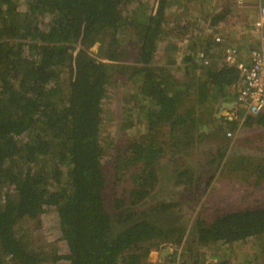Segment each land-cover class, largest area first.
Segmentation results:
<instances>
[{"label":"trees","instance_id":"trees-1","mask_svg":"<svg viewBox=\"0 0 264 264\" xmlns=\"http://www.w3.org/2000/svg\"><path fill=\"white\" fill-rule=\"evenodd\" d=\"M183 1L0 0V264H171L148 261L151 248L166 245L182 247L184 264L205 256L232 264L233 248L261 245L262 256L264 114L244 121L261 134L250 138V154L228 156L222 137L239 121L214 111L231 101L239 72L218 66L220 56L210 53L212 65L187 55L184 76L175 75L176 46L166 65L158 62L161 38L178 39L167 22ZM229 7L207 14L210 24L226 21ZM173 20L179 28V17ZM128 40L132 54L122 47ZM130 88L140 101L138 122L137 107L126 112L120 95L112 97ZM109 96L118 104L115 139L102 138ZM136 126L129 140L126 131ZM208 140L214 153L191 166V155H183ZM221 170L227 179L241 177L236 186L255 202L225 206L224 184L222 206L215 205L206 188Z\"/></svg>","mask_w":264,"mask_h":264},{"label":"rangeland","instance_id":"rangeland-1","mask_svg":"<svg viewBox=\"0 0 264 264\" xmlns=\"http://www.w3.org/2000/svg\"><path fill=\"white\" fill-rule=\"evenodd\" d=\"M188 2H189L188 0H185L183 2L175 3L170 10L171 20H169L167 22V23H173V25H172L173 28H171L169 25H167V26L169 27V29H172L174 33H178V36H179V38L176 40L178 50L176 49L175 53H174V56L176 58H178L177 62L175 63L176 66H174V67L178 68L175 71V73H176L175 75H178V76H184V74H185L184 73L185 72L184 71V64L186 62L185 56L190 55V56H192V60H195L194 51H197V50L201 49L203 46L208 45V41L211 40V37H210L209 38L210 40L208 39L207 43L205 45H201L203 43L202 41H204V40H201V38H196L195 36H192L193 33L196 32V31H194L196 27L194 26V23L191 25L192 22L188 21V19H187L188 15H189L188 12H187V16H186V8H187L186 6L188 5ZM220 2H221V0H208V2H205V5H206L205 8L207 9L209 7L210 11L212 13V11L214 9L218 10L217 5L221 4ZM225 6H229V5L226 4ZM233 7L234 8H233L232 12H230L227 16V19H226L227 21L225 23L229 26V28H231L232 32L237 33V32H240V30H241V31H244L245 33H248L249 32V29H248L249 17H255L257 9L255 7L253 8L252 5H249L246 8L240 9V10L237 9V7H235V6H233ZM183 10H185V11H183ZM177 13L180 14L178 16L179 17L178 23L181 24L179 28H176L177 25L173 21V18L175 16H177ZM238 17L242 18V21H241L242 23L238 22V20H237ZM198 20H200V19H198ZM243 25L245 26L244 29L242 28ZM181 26L184 28H182ZM205 29L210 30L209 27L205 28ZM203 31H205V30H203ZM207 33H208V31H207ZM207 33L205 34V36L207 35ZM169 37L170 36L162 38V40L165 41L164 44H166V42H168V41H166V38H169ZM233 37L239 38V40L237 39L238 43L232 42L231 39H230V41L234 45L240 46L241 36L239 35V33L237 36L235 34ZM249 37H252V36H249ZM242 41H243V38H242ZM122 45H123L122 47L126 50V52L128 54H132L135 51V46L133 45V42H131L130 40H128L126 43L123 42ZM163 45L162 44L158 45V48L156 50V58L159 59L158 62L160 64L166 65V55L165 54H168V52L164 53V50H162ZM243 46L246 47L245 44ZM209 47L213 49V46L209 45ZM98 48H99V46H97V51H98ZM95 49H94V47H92L91 52L94 55H97L98 52L94 51ZM101 57L102 56H100V59H102ZM102 60L107 61L106 58H103ZM128 61L129 60H127V62ZM197 75H198V77L196 76L197 87L199 85L201 87V83L203 81H205V76L203 73H198ZM200 75H202V76H200ZM132 84H134V81L131 83V85ZM134 86H136V83L134 84ZM139 86L140 85H138V87ZM117 95H120V97H121L120 103L123 99L122 108L124 111L128 112L132 109H135L136 107L138 108L139 99H138L137 93H135L134 89L130 88V90H123L121 92L117 91V93H114V96H112V97L115 99ZM113 98H111L110 96L107 97L106 100L104 101L103 106H102V108H103L102 118H103L105 124H107L106 133H104L102 135V138H111L112 137L113 139H115L118 136V131H116V125H118L116 117L119 114V112L117 110L118 104L113 103ZM196 106H198V105H196ZM137 110H138V115H137V122H138L143 117H142V114H141L139 108ZM137 127L138 126L134 127V129H130V130L126 131V134H127V137L129 140L138 136V134L136 133ZM238 129H239V131H238ZM230 133H231V136H228L226 134L225 136L222 137V143L226 144V145L229 144V149L226 152V154H228V156L239 155L241 153H243L245 155L250 154V153H247L250 150V138L252 136H257L256 137L257 140L260 141V139H261V134H258V129H257L256 125H253V124L248 125V124H246V122H244L240 128L237 126L236 129L234 131H230ZM216 147L217 146H216L214 140H210V141L208 140L206 142L201 143L200 146H198L196 149L193 148V149L189 150L183 156L186 157L188 155H191V157L189 158L190 161L192 160L190 162L191 166L195 167V165H198L197 163H199V162H200L199 166H203V163L208 158H210V156L214 153ZM261 150H264V145L262 146ZM113 153H114V151L112 149L110 155H108L106 160H105L107 167H109L111 165V161L113 158V156H111V154L113 155ZM195 157H197L199 159V161H195L194 160ZM161 167L165 169V163H162ZM225 173L226 172L222 171V170L215 172L216 175H215L214 179L210 182L209 187L206 188V192H207L206 194H208L210 196L209 198H211L212 195H215V197H216L215 205L217 204L218 207L222 206V204L219 203V199L223 196L224 190H223L222 186L224 184L228 185V188H227L228 189V191H227V193H228V197H227L228 204L225 206H227V207H232V206L241 207L244 205L253 204L255 201L254 200L252 201L250 196H248L250 194L246 193V192L241 193L240 186H236L238 184L236 180L240 181L241 177H235L236 180H230V179L225 178ZM161 179L165 182H167L169 180V178L167 177L165 172L162 173ZM206 183H207V181L204 183L202 182L201 185L206 186ZM250 186L251 185H245V187L249 188V189H250ZM245 190H247V189H245ZM239 196H242V198L238 202ZM202 203H203L202 200H198L197 206L200 207ZM197 208H196V210H197ZM193 211H194L193 208H188V210H187L188 214L192 213ZM189 216H191V215H189ZM260 249H262V245L260 246ZM260 249H256V248H250L249 250L242 249L241 251L238 252L236 248H233L232 250H230L231 254L233 253V255L229 259L230 260L229 263H232V264H242L243 262L245 263L250 258V255L253 254L254 259L252 260L253 262H251L253 264L254 262L258 261L257 260L258 257L264 258V251H263L262 256H261L260 255ZM159 250L160 249H158L156 251H159Z\"/></svg>","mask_w":264,"mask_h":264},{"label":"built area","instance_id":"built-area-1","mask_svg":"<svg viewBox=\"0 0 264 264\" xmlns=\"http://www.w3.org/2000/svg\"><path fill=\"white\" fill-rule=\"evenodd\" d=\"M227 1L239 8L249 6L248 0ZM251 1L257 7L252 24L255 43L248 44L247 48L243 45L240 47L226 40L224 36L216 35L209 39L213 49L205 45L195 53V61L204 67L212 65L214 59L209 58V54L216 53L220 56L218 66L233 67L239 72L240 82L234 97L240 112L237 125L239 128L248 116L254 118L264 114V0ZM227 135L231 136V133L227 132ZM172 248L174 258L171 259V264L186 263L182 247ZM156 250L158 249L154 248ZM201 264H218V259L205 256Z\"/></svg>","mask_w":264,"mask_h":264},{"label":"crops","instance_id":"crops-1","mask_svg":"<svg viewBox=\"0 0 264 264\" xmlns=\"http://www.w3.org/2000/svg\"><path fill=\"white\" fill-rule=\"evenodd\" d=\"M205 2H208V0H205ZM247 2L249 3V5H252L253 8L255 7L257 9V7L255 6L254 2H252L251 0H248ZM220 3L221 4H219L217 6V8L219 10H221L223 7L224 8L229 7V6H225L226 4L230 5L231 7H229V8H231L232 10L234 8L233 6H235L232 3H229L227 0H221ZM205 6H206L205 3L204 4H200L199 3V4H197V6H193L192 4L188 3V5L186 6L187 7L186 8V16H187V12L189 14L187 19H188V21L192 22L191 25L194 23V26L196 27L195 30H194L196 32L193 33L192 36H195L196 38H201V40L207 41L211 36L222 35V36L225 37L226 40H230L231 39L232 42L238 43L239 38H235L233 36L235 34L237 36L238 33H239V35L241 36V38H240L241 44L240 45H244L245 44V46L247 47L248 44L255 43V37H254L255 34L252 31V24H253V21H254V17H249V20H248L249 32L248 33H245L244 31H241V30H240V32L236 31L237 33H235V32H232L231 28H229V26L225 23L227 20L226 21H220L217 25H211L210 22H209L210 21V17H208V15H207V14L211 13L210 8L208 6H207L208 7L207 9L204 8L203 12L205 14L200 9L201 7H205ZM192 7H194V9ZM244 8H246V7H244ZM244 8L237 7V9H239V10L240 9H244ZM179 15L180 14L177 13V16H179ZM198 19H200V20H198ZM237 20H238V22L242 23L241 22L242 21L241 17H238ZM174 23H175V21H174ZM167 25H169L171 28H173V26H172L173 23H167ZM208 27L210 28V30L205 29V28H208ZM242 28L244 29L245 26L243 25ZM203 30H205V31H203ZM207 31H208V33H207ZM206 33H207V35L205 36ZM174 35H176L177 38H179L178 33H175ZM249 36H252V37H249ZM242 38H243V41H242ZM176 40L177 39H175L173 36H170L169 38H166V41H168V42H166V44L168 43L166 45V44H164L165 41H163L162 38H161L160 45L164 44L163 48H165L167 50V52L169 50V47L175 48L174 46H176V49L178 50V46L176 44ZM204 41H202V42H204ZM163 48H162V50H163ZM200 76H202V75H200ZM202 84H205V83L202 82L201 85ZM238 87H239V84H238V86H237V88L235 90H234L233 87H231L230 91L234 90L235 94H236V91H237ZM235 94L232 95L231 101L234 100ZM224 102H226V101H221V102H219V104L222 105Z\"/></svg>","mask_w":264,"mask_h":264},{"label":"water","instance_id":"water-1","mask_svg":"<svg viewBox=\"0 0 264 264\" xmlns=\"http://www.w3.org/2000/svg\"><path fill=\"white\" fill-rule=\"evenodd\" d=\"M97 46H98V43H95L93 45L94 49L97 48ZM237 111H238V107L235 101L224 102L222 105L219 104L215 108L214 116L216 118H219L222 115H225L230 120H232V118H236ZM172 253H173V248L170 245H167L166 247L161 248L158 252L154 251V248H151L149 251L148 261L150 263H155V262L163 263L166 260L165 257H167L168 261H170L171 259L168 256L169 254H172Z\"/></svg>","mask_w":264,"mask_h":264},{"label":"clouds","instance_id":"clouds-1","mask_svg":"<svg viewBox=\"0 0 264 264\" xmlns=\"http://www.w3.org/2000/svg\"><path fill=\"white\" fill-rule=\"evenodd\" d=\"M217 6H218V5H217ZM92 47H93V46H92ZM92 47H91V48H92ZM203 47H204V46H203ZM203 47H202V48H203ZM91 48H90V51H91ZM202 48H201V49H202ZM199 50H200V49H199ZM94 51H95V50H94ZM96 51H97V48H96ZM197 51H198V50H197ZM197 51H196V52H197ZM91 53H92V52H91ZM92 54H93V53H92ZM194 57H195V55H194ZM195 62H196V61H195ZM198 64H199V63H198ZM199 65H200V64H199ZM205 68H207V67H205ZM234 97H235V96H234ZM233 101H234V100H233ZM237 113H238V117L236 118V120L239 121V115H240V112L237 111ZM222 116H223V115H222ZM238 131H239V129H238ZM226 134H227V132H226ZM170 246H171V245H170ZM157 252H158V251H157Z\"/></svg>","mask_w":264,"mask_h":264},{"label":"flooded vegetation","instance_id":"flooded-vegetation-1","mask_svg":"<svg viewBox=\"0 0 264 264\" xmlns=\"http://www.w3.org/2000/svg\"><path fill=\"white\" fill-rule=\"evenodd\" d=\"M223 116H225V115H223ZM225 117H227V116H225ZM238 117V113H237V116H236V118ZM228 118V117H227ZM236 118H232V120H234V119H236ZM167 246V245H166Z\"/></svg>","mask_w":264,"mask_h":264}]
</instances>
